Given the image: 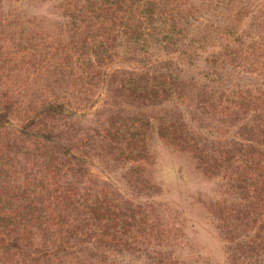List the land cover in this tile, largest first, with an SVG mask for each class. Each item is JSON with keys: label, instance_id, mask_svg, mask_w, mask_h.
I'll return each instance as SVG.
<instances>
[{"label": "rangeland", "instance_id": "1", "mask_svg": "<svg viewBox=\"0 0 264 264\" xmlns=\"http://www.w3.org/2000/svg\"><path fill=\"white\" fill-rule=\"evenodd\" d=\"M57 1L0 0L37 32L0 66L14 101L40 105V123L16 108L9 131L70 155L81 192L124 203L121 239L109 225L105 245L77 243L61 264H264V0H167L185 26L148 45L153 55L118 39L90 47L86 32L73 45ZM164 77L171 94L156 96ZM224 90L246 93L238 105ZM54 101L58 113L42 107Z\"/></svg>", "mask_w": 264, "mask_h": 264}, {"label": "trees", "instance_id": "2", "mask_svg": "<svg viewBox=\"0 0 264 264\" xmlns=\"http://www.w3.org/2000/svg\"><path fill=\"white\" fill-rule=\"evenodd\" d=\"M57 8L62 15L68 17L66 26L73 45L80 43L84 46L85 43L75 36H83V32H86L92 37L88 39L90 47L100 48L104 44L103 40L118 39L144 51L151 44L172 42L170 37L180 34L185 26L179 19H183V16L169 8L167 0H58ZM31 20L24 14H19L13 6L6 10L0 9V64L10 63L12 49L23 48L19 47L21 42L37 35L33 25H26L33 23ZM235 40L238 38H232V41ZM145 53L153 55L152 52ZM51 57L49 52L46 58L50 60ZM204 60L210 65H216L217 59L211 55ZM138 67L144 72L153 71L149 64ZM6 71L5 66H0V262L61 264L60 254L77 243L93 241L105 245L109 225L112 237L121 239L123 233L116 221V211L124 203L121 204L119 195L111 194L113 199H107V196L81 192L68 181L75 173L74 167H78L68 158L70 155L58 154L46 140L40 144L31 136L24 137L9 131V120L15 115L16 108H21L20 116L25 120L33 113L36 124L40 123L41 112L38 109L41 108L38 103L32 104L28 100L14 101L9 85L1 77L7 78ZM163 82L156 96L171 94L165 77ZM224 91L238 105L244 92L246 93L241 90L234 97L231 91ZM202 94L207 96L206 92ZM213 96L217 97L216 94ZM53 105L60 104L58 101H54L52 105L47 102L42 107L47 106L46 110L58 113L51 108ZM138 124H143V121L138 120ZM136 127L141 128V125ZM156 129L161 135L168 137L173 124L161 122ZM47 131H51V128ZM135 139L139 140V137L136 135ZM239 154L243 155V151L239 150ZM132 155H138V152L134 151ZM257 162L256 157L252 156L245 164L253 166L252 163ZM241 163L245 165L244 162ZM77 170L79 171L78 168ZM256 174H251L252 184ZM258 179L264 187V176H259ZM130 212L135 215L134 211ZM113 243L116 246L121 244L115 240ZM88 261V257H82L75 263L87 264Z\"/></svg>", "mask_w": 264, "mask_h": 264}]
</instances>
